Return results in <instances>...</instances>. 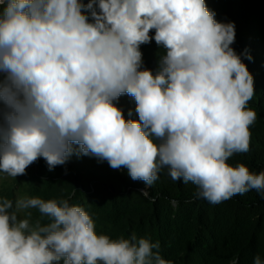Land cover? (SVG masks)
<instances>
[{"label": "clouds", "instance_id": "9594fccd", "mask_svg": "<svg viewBox=\"0 0 264 264\" xmlns=\"http://www.w3.org/2000/svg\"><path fill=\"white\" fill-rule=\"evenodd\" d=\"M215 15L205 0H0V173L26 175L39 158L52 171L76 154L147 186L167 169L213 205L264 194V171L227 163L249 151L257 114L235 25ZM152 40L155 72L140 50ZM124 94L138 121L115 105ZM29 209L49 222L33 226ZM159 249L135 232L97 234L67 199L0 198V264H172Z\"/></svg>", "mask_w": 264, "mask_h": 264}, {"label": "trees", "instance_id": "16d2710c", "mask_svg": "<svg viewBox=\"0 0 264 264\" xmlns=\"http://www.w3.org/2000/svg\"><path fill=\"white\" fill-rule=\"evenodd\" d=\"M240 10L253 24L241 1ZM252 47L255 57L245 58L250 72L264 53L255 42ZM245 53L250 55L246 48ZM255 94L248 102L257 114L250 127L249 151L234 154L227 163H243L258 174L264 171V88ZM61 169L68 171L70 193L88 197L83 208L93 207L105 221L102 234L112 239L135 232L138 238L159 241L162 258L172 264H232L234 259L237 264H253L256 255L264 262V194L256 190L213 205L195 199L197 187L173 181L167 169L151 186L95 157L73 154Z\"/></svg>", "mask_w": 264, "mask_h": 264}, {"label": "rangeland", "instance_id": "374dc122", "mask_svg": "<svg viewBox=\"0 0 264 264\" xmlns=\"http://www.w3.org/2000/svg\"><path fill=\"white\" fill-rule=\"evenodd\" d=\"M240 1L253 17V24L248 22V17H243L240 10ZM80 2L88 3L89 0H80ZM205 4L210 11L216 13L215 19L221 23H234L235 25V42L231 47L238 55H241L242 62L249 66L245 59V48L248 49L250 56L255 57V49L252 42L256 43L259 50L264 52V0H205ZM150 36H154V30L150 31ZM140 50L143 54V66L146 69L156 71L158 61L163 55V49L158 48L155 41L141 45ZM253 72L250 74L254 81L255 96L263 92L264 88V53L260 60L255 61ZM115 105L122 110L125 120H139L138 114L135 112V100L127 94L119 97ZM131 112V117L126 116ZM75 147V146H74ZM92 158L91 156H89ZM62 166L55 167L52 171L48 170V166L43 158H39L26 169V175L9 177L4 173H0V198L15 200L20 197H39L44 200H62L67 199L73 205L84 207L88 205L89 199L86 196L78 195L75 192L70 193L68 185L69 174L66 170L61 169ZM68 197V198H67ZM86 208V207H85ZM32 213L30 223L34 226L37 222L47 224L49 219L42 217L37 209H29ZM94 220L95 230L97 234H102L105 225L104 220L97 216L93 207L86 210ZM21 218H26V213H18ZM60 264H63L61 261Z\"/></svg>", "mask_w": 264, "mask_h": 264}]
</instances>
